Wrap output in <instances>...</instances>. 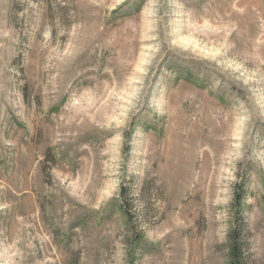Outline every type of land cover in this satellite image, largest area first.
I'll list each match as a JSON object with an SVG mask.
<instances>
[{"label":"rangeland","instance_id":"1","mask_svg":"<svg viewBox=\"0 0 264 264\" xmlns=\"http://www.w3.org/2000/svg\"><path fill=\"white\" fill-rule=\"evenodd\" d=\"M235 230L264 264V0H0V264H233Z\"/></svg>","mask_w":264,"mask_h":264},{"label":"trees","instance_id":"2","mask_svg":"<svg viewBox=\"0 0 264 264\" xmlns=\"http://www.w3.org/2000/svg\"><path fill=\"white\" fill-rule=\"evenodd\" d=\"M237 231L238 230H235L232 233V235H233L232 236V244L230 246V257H231L233 264H240L238 256H239V254L241 252V248H242L239 246L238 241H237V237H236L238 235Z\"/></svg>","mask_w":264,"mask_h":264},{"label":"bare ground","instance_id":"3","mask_svg":"<svg viewBox=\"0 0 264 264\" xmlns=\"http://www.w3.org/2000/svg\"><path fill=\"white\" fill-rule=\"evenodd\" d=\"M221 127H219V130L218 129H216L217 131H223L224 133H225V136H226V139H227V137H229V136H232V135H235V134H233L234 132H231V130H230V128H229V125L227 124V123H222L221 122V125H220ZM236 127V126H235ZM214 131V130H213ZM217 133V132H216ZM196 145H198V144H196ZM193 148V147H192ZM194 149V148H193ZM194 152V151H193Z\"/></svg>","mask_w":264,"mask_h":264}]
</instances>
